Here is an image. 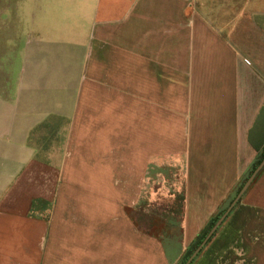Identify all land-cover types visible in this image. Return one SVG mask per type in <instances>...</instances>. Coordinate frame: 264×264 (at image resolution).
<instances>
[{
    "label": "crops",
    "instance_id": "obj_1",
    "mask_svg": "<svg viewBox=\"0 0 264 264\" xmlns=\"http://www.w3.org/2000/svg\"><path fill=\"white\" fill-rule=\"evenodd\" d=\"M7 14L0 264H71L66 247L76 264H113L104 247L146 264L123 241L145 192L181 195L184 251L264 149V0H16ZM231 221L264 232V171Z\"/></svg>",
    "mask_w": 264,
    "mask_h": 264
},
{
    "label": "rangeland",
    "instance_id": "obj_2",
    "mask_svg": "<svg viewBox=\"0 0 264 264\" xmlns=\"http://www.w3.org/2000/svg\"><path fill=\"white\" fill-rule=\"evenodd\" d=\"M15 3L16 0H0V9L13 6ZM7 16L8 14L4 17H1L0 20H4ZM263 154L264 149L262 150V154L258 157L256 164L252 166L244 176L241 177V180L238 182V186L234 190L232 198H230L229 202L221 206L213 214L211 219L196 236L187 238V246L184 251H182V244L184 243L185 238L181 231V218L183 214V201L181 195L175 194L165 197L162 193H160L157 199L150 200L147 192H145L142 202L139 204H133V206H130V209L128 210L130 219L133 221L132 225L134 226L135 230L139 228V232H141L139 235L136 233V231H134V233L130 232L128 239L127 237H123V241L126 240V242L129 243L130 254L128 262L131 263L136 259L137 249L145 248L146 252L143 253V259L145 260L146 264H183L192 254V252L202 243L211 227L217 221V218L225 211L249 175L263 159L264 156L260 158ZM263 171L264 167L253 180L252 184L244 193L237 205L222 222L210 240L203 246L191 264H250L251 261L256 260H258L259 264H264V232L254 229L257 223L251 227L253 230L250 228H245L243 231L236 232H232L230 230L232 224L231 217L234 210L240 205L244 196L256 183V180ZM145 191L150 190L149 188H146ZM73 227L74 226H71L70 228L72 229ZM257 238L260 239V242L263 244L260 245V243L256 249H254L252 246L253 249L252 252H250V241L252 239L257 241ZM65 239L66 246L71 242H76V237L65 236ZM161 243L166 246V252H164L163 249L160 253L147 252L148 249L154 248V246H161ZM105 248L106 247L97 252L98 262H108L106 260L110 259L109 256L111 254L113 264H116L117 261L121 259L119 254H117L115 251L108 252L105 250ZM139 252H137V254ZM58 255L60 258H62L61 254ZM62 256L66 262L70 261L71 264H76V252L72 253L69 251L68 247H66V251L62 254ZM118 257L120 259H118ZM228 260H230V262H228Z\"/></svg>",
    "mask_w": 264,
    "mask_h": 264
},
{
    "label": "water",
    "instance_id": "obj_3",
    "mask_svg": "<svg viewBox=\"0 0 264 264\" xmlns=\"http://www.w3.org/2000/svg\"><path fill=\"white\" fill-rule=\"evenodd\" d=\"M264 167V157L263 159L258 163V165L255 167V169L252 171V173L249 175L247 180L244 182L241 189L237 192L235 197L232 199L230 204L227 206L225 211L218 217L217 221L214 223V225L211 227L209 232L207 233L206 237L202 241V243L192 252V254L188 257V259L183 264H191L194 258L198 255V253L201 251L203 246L210 240V238L214 235V233L217 231L219 226L222 224V222L226 219V217L230 214V212L233 210V208L237 205L239 200L242 198L244 193L247 191V189L252 184L253 180L256 178L258 173L263 169Z\"/></svg>",
    "mask_w": 264,
    "mask_h": 264
},
{
    "label": "trees",
    "instance_id": "obj_4",
    "mask_svg": "<svg viewBox=\"0 0 264 264\" xmlns=\"http://www.w3.org/2000/svg\"><path fill=\"white\" fill-rule=\"evenodd\" d=\"M264 156V154L260 157V158H262ZM258 161V160H257ZM218 219V218H217Z\"/></svg>",
    "mask_w": 264,
    "mask_h": 264
}]
</instances>
